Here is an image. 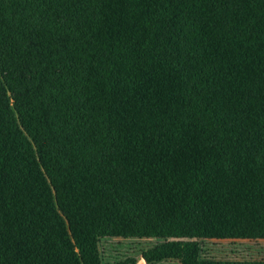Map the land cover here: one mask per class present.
I'll return each instance as SVG.
<instances>
[{"label": "trees", "instance_id": "trees-1", "mask_svg": "<svg viewBox=\"0 0 264 264\" xmlns=\"http://www.w3.org/2000/svg\"><path fill=\"white\" fill-rule=\"evenodd\" d=\"M102 240L264 242V0H0V264Z\"/></svg>", "mask_w": 264, "mask_h": 264}, {"label": "rangeland", "instance_id": "rangeland-1", "mask_svg": "<svg viewBox=\"0 0 264 264\" xmlns=\"http://www.w3.org/2000/svg\"><path fill=\"white\" fill-rule=\"evenodd\" d=\"M155 244V241L102 240L99 248L104 264L116 260L115 257H135L141 260V252ZM202 256L219 262H241L246 264L264 263V242H201ZM161 264H178L166 261Z\"/></svg>", "mask_w": 264, "mask_h": 264}, {"label": "crops", "instance_id": "crops-1", "mask_svg": "<svg viewBox=\"0 0 264 264\" xmlns=\"http://www.w3.org/2000/svg\"><path fill=\"white\" fill-rule=\"evenodd\" d=\"M137 264H145V262L143 260H139Z\"/></svg>", "mask_w": 264, "mask_h": 264}]
</instances>
